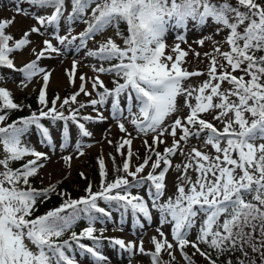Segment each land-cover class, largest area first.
I'll return each mask as SVG.
<instances>
[{
  "label": "snow or ice",
  "instance_id": "snow-or-ice-1",
  "mask_svg": "<svg viewBox=\"0 0 264 264\" xmlns=\"http://www.w3.org/2000/svg\"><path fill=\"white\" fill-rule=\"evenodd\" d=\"M15 5L17 14L31 16L39 26H32L15 39L6 32L15 18L0 20V69L19 74L22 89L34 80L42 79V85L35 110L31 105L16 103L12 92L0 87V147L4 153L0 157V264H79L77 253L87 256L92 264H111L103 251L105 243L119 255L127 253L129 264L137 254L148 256L151 264H175L176 251L185 264H194L195 254L208 264H220L219 257L237 251L241 257L235 264H257V256L259 264H264V55H258L264 53V4L258 0H235V4L232 0H15ZM62 20L66 25L63 35ZM190 21L201 32L213 26L214 34L227 30L223 43L229 50L222 51V42H214L213 52L204 54L209 58L206 73L181 66L188 55L181 48V43H187L186 34H177L179 43L171 48L175 55L165 52L170 47L165 40L169 28L184 29ZM77 22L86 27L73 35ZM122 24L126 28L122 29ZM108 31L114 35H105ZM32 34L46 37L43 47L39 52L32 47L35 59L18 66L13 53L30 46ZM98 35L103 40H96V47L88 48V42ZM206 39L211 35L202 34L196 43L203 46ZM85 49V56L97 62L91 65L96 75L81 74L77 91L49 99L47 89L53 70L40 62L52 59L53 54L66 56L70 50L78 53ZM78 63L73 59L71 70H65L72 84ZM236 71L243 75H235ZM102 74L113 76L112 88L101 79ZM201 75L207 79L199 85L186 83ZM2 79L7 76L0 72ZM225 82L227 89L222 88ZM87 83H91V91ZM81 94L90 99L79 101ZM93 95L97 98H91ZM109 100V116L124 134L116 145L117 153L124 157L122 167L116 168L117 175L107 180L105 160L100 155L98 191L89 184L86 195L74 199L58 190V184L33 187L30 178L37 176L54 155L59 154L71 167L77 156L85 155L86 147L93 146L86 142L94 135L86 125L109 119L101 110ZM25 107L31 110L29 115L7 122L12 111ZM88 107L95 116L81 114ZM181 107L187 108L188 114L177 115L167 124V118ZM205 115L219 121L222 130ZM124 121L138 134L152 136L151 143L144 140L148 155L134 170L135 137ZM58 122L61 126L56 132ZM33 133L47 150H38L26 140ZM166 136L172 137L170 146ZM193 137L202 139L215 155L197 147L186 153L184 145ZM161 144L165 145L162 152ZM178 153L186 156L187 162L173 166L172 159ZM112 160L115 164L114 156ZM14 162L22 163L13 168ZM173 167L180 173L174 181L176 190L164 199L166 177ZM146 168L150 170L141 175ZM190 169L196 173L195 180ZM80 176L85 178L83 172ZM145 185L146 197L133 193V189ZM52 195L59 196L61 203L35 215L37 203L50 200ZM101 201L107 207L100 206ZM113 211L119 213L118 219ZM153 211L159 214L157 235L151 237L153 250L145 248L142 236L126 241L104 235L110 222L123 231L129 215L133 228L144 229L145 223L152 224ZM81 221L86 226L77 232ZM98 223L100 228L96 227ZM165 225L169 226L171 240L163 231ZM194 229L195 239H190ZM189 247L194 250L191 255L186 251ZM163 253L169 259H163ZM223 264L234 261L229 256Z\"/></svg>",
  "mask_w": 264,
  "mask_h": 264
},
{
  "label": "rangeland",
  "instance_id": "rangeland-1",
  "mask_svg": "<svg viewBox=\"0 0 264 264\" xmlns=\"http://www.w3.org/2000/svg\"><path fill=\"white\" fill-rule=\"evenodd\" d=\"M258 2L264 4L262 2V0H258ZM232 3L235 4V0H232ZM15 6H16L15 0H0V20L10 19V18L14 17L15 18L14 23H12L10 26H8L6 28V31L11 32L16 36H20V38H21L23 36V33L26 30H29L32 26H39V25H37L36 20L34 18H32L31 16H25L23 14H17L15 11ZM21 7L30 8L31 6H29L27 4H21ZM70 10H71V8H70V4H69L68 11H70ZM32 11H36V10L32 9ZM67 14L68 13L66 12L65 16H67ZM193 23L194 22L190 21L189 26L187 28H184V29H175V28H171V27L169 28V31L166 33L165 40H166V44L170 47H166L165 52H166V54L175 55V53H173L171 51V48L174 47V45L176 43H179V41L176 39L177 34L178 33L186 34L187 43H181V48L183 50H185L186 52H188V55L185 58H183L184 63L181 66L183 68H186L189 71L199 70V71H203L206 73L208 65H209V58L206 57L204 54L213 52L214 46H215L214 42H222L220 45L222 51L229 50V45L227 43H223L224 38L227 35V30L225 29L224 31L220 32L219 34H214L215 26H213L212 29L204 28L203 32H201V29L199 27H193ZM209 23H211V21H209ZM61 25H62L61 35H63V34H65V30H66V25H65L63 20L61 21ZM85 27H86V25L82 22L75 23L73 26L72 34L73 35L78 34L79 32L83 31L85 29ZM202 34L204 36L211 35V39H206L203 46L196 43V41L201 37ZM105 35L112 36V35H114V33L111 31H108L105 33ZM45 38L46 37L39 36L37 34L31 35V40L33 43L30 46L26 47L22 52H16L13 54V57L15 58L18 66L21 64V62H26L28 60L35 59L34 54L31 52V48L35 47L36 51L39 52L40 49L43 47L42 41ZM96 40H103V37L98 35L95 38V40H90L88 42V48H90V49L95 48L96 47ZM53 43L57 44L55 39H53ZM189 45H191L190 48H189ZM57 46L62 47L58 44H57ZM86 50L87 49L82 50L78 53L70 50L66 56H64V55L55 56L53 54L52 59H45V60H42L40 62L41 66H46L47 68L53 70V74L50 78V83H49V87L47 89V93L57 92L59 94V96L61 97L63 90L65 88L69 89L70 91L75 92L78 90L79 85L81 83V81L79 80V76L81 74L86 75V77H94L96 75V73L93 72L91 65L93 63H97V62L94 61L92 58L85 56ZM197 53H199V56H197ZM73 59H77L79 61L78 66H77L76 79H75L74 84L69 82V78L65 73L66 69L71 70ZM105 66H107V65H105ZM228 70L231 71L230 68ZM0 72H2L5 76H7V79L0 80V87H5L8 90L13 91L15 93L36 92L39 90L40 86L42 85V79L39 82L34 80L32 83L29 84V86L27 88L22 89L21 87H19V80H20L19 74L11 73V71L7 70V69H1ZM234 74L237 76L243 75V73L240 71H236ZM101 79L105 82V84L109 88H112L113 76L102 74ZM206 79H207L206 75H201V76L189 78V80L186 83L191 84L193 86H197ZM246 79H247V77H246ZM13 81H15V82H13ZM68 85H70V86H68ZM228 87H229V85L226 82L222 84V88L227 89ZM86 88L89 91H91V83H87ZM91 98H97V97H95V95H93V97H91ZM89 99H90V97L84 96L83 94H81L78 97V100L81 102H86ZM179 100H180V104L183 105V97L179 98ZM110 103H111V100H109V105H107L105 108L101 109L104 112L105 116H109L108 107H110ZM122 104H124L123 98H122ZM73 107H76V105H73ZM81 114L82 115L91 114V115L95 116V113L92 111L91 107H88V108L82 110ZM187 114H188V109L181 107V109L178 113H174V114H172V116L167 118L166 123L170 125L172 123V121L176 118L177 115L183 117V116H186ZM204 118L213 122L214 125L218 129L222 130V124L219 121H213L212 115H205ZM124 122L126 124V127L129 130V132H131L133 137H135L133 139V144H132L133 150L137 151V150H139V147H143L145 139H147L149 141V143L152 142V136L151 135H148L145 137L143 134H138L135 131V129L133 128V126L128 121H124ZM60 126H61V124H59V126H57V127H54V131L59 132ZM86 126L89 128L90 131H92L94 133L92 138H90V139L86 138V142L92 143L93 146L91 148L86 147L84 149L85 155L84 156H77L71 162V167H69V165L66 162H64L63 160L60 159L59 154L54 155L52 160L50 162H48L46 167H44L43 169H40L39 174L36 176L41 181H43V184L47 185L49 183H54L55 181L58 180L59 177H61L63 175H68L67 179L72 178L73 173L76 169H78V168L83 169V161L87 158L86 153H97V152L105 153L106 149H109L114 143H116V145H117V143L120 141L121 137L124 135L120 132L116 122L110 116H109V119L103 123H95V124L89 123ZM165 139H166L167 145L170 146L172 144V137L166 136ZM26 140L31 141V143L33 145H35V147L38 150H41V151L47 150L42 145L37 143V136L35 133L26 137ZM107 140H111L112 143L111 144L107 143ZM193 147H197L201 151L209 153L210 155H215L214 150L211 149L210 146H206L202 139H197L195 137L191 138L189 140V142H187V144L184 145V151L187 153ZM124 151L126 152V149ZM145 153H147V152H145ZM64 154L67 155L68 153L66 152ZM3 155H4V153L2 151V147H0V157H2ZM119 156L122 158V156L120 154H119ZM185 162H187V157L181 156L179 153L175 157H173V159H172L173 166H175L176 164L182 165ZM12 167H13V164H12ZM0 170H2V169H0ZM149 170L150 169L146 168L145 172L142 174L146 175ZM179 174L180 173L178 171H176L174 167L167 174V177H166L167 189L165 192L164 199H166L168 196H172L174 194V192L176 190L175 186H174V181ZM189 174L192 176L193 180H195L196 173L190 169ZM21 187H23V186H21ZM146 188H147V185H145L144 187L138 188V189H134L132 191H133V193L138 192L140 195L146 197ZM100 206H102V207L104 206V203L102 201L100 202ZM158 215L159 214L157 212L153 211V217H154L153 222L151 225H148L147 223H145L144 229L133 228L130 215L126 218V223L123 225V228H124L123 231H120V229L118 227L114 228L113 223L110 222L106 225L108 230L104 233V235L105 236L121 237V238L125 239L126 241H136L138 239V236H142L143 240H144L145 248L147 250H153V245L151 243V237L157 235L156 227L158 226ZM113 217L115 219H118L119 214L116 211H114ZM84 226H86L85 222L81 221L77 224L75 230L77 232H79ZM101 226L102 225L99 223L96 225L97 228H100ZM163 231H165V233H169L168 238L171 240L169 226L165 225L163 228ZM195 236H196V230L194 229L189 238L195 239ZM83 242L84 243H90L87 240H84ZM201 247L204 248L205 246L201 245ZM103 251L106 255L109 256L111 264H129V257H128L127 253H124L123 255H119L117 253V251L114 248L108 246L107 243H105ZM186 251H191V254L194 252V250L190 247L187 248ZM162 255H163V259H165V260L169 259L166 253H163ZM175 256H176L175 264H185V261L182 259L179 251L175 252ZM200 257L201 256L199 254H195V255H193V260L195 259L196 262H198L199 264H203L199 260ZM201 258H203V257H201ZM77 260H78L79 264H92L91 260L87 256L81 257L79 253H77ZM130 264H151V261H150V258L148 256L137 254L131 258Z\"/></svg>",
  "mask_w": 264,
  "mask_h": 264
},
{
  "label": "trees",
  "instance_id": "trees-1",
  "mask_svg": "<svg viewBox=\"0 0 264 264\" xmlns=\"http://www.w3.org/2000/svg\"><path fill=\"white\" fill-rule=\"evenodd\" d=\"M219 2H222V0H219ZM262 2L264 3V0H262ZM121 28L124 29V28H126V26L122 24ZM258 55H264V53H258ZM66 93H67L66 91L63 92L64 95H66ZM54 94L55 93H51L48 96V98L51 99L52 97H54ZM37 96H38V94H36V93H33V94H25V93L13 94V97H14V100L16 103L24 104V105H31L32 106L31 110H35L39 107V105L37 103ZM31 110L27 107H25L22 111H15L14 110L9 115L7 122L10 123L13 120H16L17 118H19L21 116L29 115ZM162 149H163V145L160 146L159 150H162ZM145 152H146V150H145L144 146L139 147V150L134 152V156L132 159V164H133L132 170H134V168L138 164V162L148 154ZM86 154H87V158L83 161V167H84L83 169H81V168L76 169L73 173V177L70 179H67L68 175H63V176L59 177L57 181L54 182V184H58V190L66 191L74 199L85 196L86 195L85 188L89 184H92L94 191L99 190V186L101 183V177L99 174L98 156L102 155L104 160H105L106 171L108 173V176H107L108 181H111L117 175L116 168L122 167V164L124 162V157L121 158L116 151V143H114L109 149H107L105 154H102L99 152H97V153H86ZM113 156L115 157V164L113 163V160H112ZM137 156L139 157L138 159H137ZM25 160H26V158H25ZM21 163L22 162H14L13 168L20 167ZM85 170H87V171H85ZM81 172L84 173L85 178H82L80 176ZM119 174L124 175L123 172H120ZM128 179L131 180L132 178L128 177ZM30 181H31L32 186L35 188H41V187L47 186V185L43 184L41 182V180L39 178H37L36 176L30 178ZM21 186H23V185H21ZM60 203H61V198L57 195H52L50 200L43 202V203H40V202L37 203L35 215L44 214L46 211L58 206ZM68 235L69 234H66L65 237H63V238L64 239L67 238ZM250 255H254V254L250 253ZM213 256L215 257V253H213ZM229 256H231V258L233 259L234 264H235L236 258L241 257V253L238 251L235 253H225V255L219 257L220 264H223V262L226 261ZM199 260L203 264H208L207 260H203L202 258H200ZM194 261H195L194 264H197L195 259H194ZM257 264H259V257L258 256H257Z\"/></svg>",
  "mask_w": 264,
  "mask_h": 264
}]
</instances>
